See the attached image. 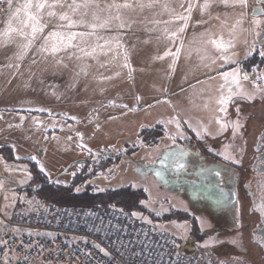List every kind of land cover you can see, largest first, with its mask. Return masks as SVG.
<instances>
[{
	"label": "rangeland",
	"instance_id": "obj_1",
	"mask_svg": "<svg viewBox=\"0 0 264 264\" xmlns=\"http://www.w3.org/2000/svg\"><path fill=\"white\" fill-rule=\"evenodd\" d=\"M200 1L88 0L87 8L72 14L69 5L74 0H59L63 6L51 9L57 14L68 12L89 23L113 18L80 45L88 50L104 45L92 55L75 47L55 54L40 50L49 32L66 30L57 27L66 22L47 15L48 8L42 10L44 31L26 50L30 29L14 20L13 26L25 34L0 36V148H9L17 161L36 164L44 181L69 167L55 181L57 187H68L83 176L88 179L77 191H140L143 215H135L176 236L186 251L244 261L250 247L235 190L240 174L236 168L258 131L257 123L250 119L244 127V119H235L236 139L223 137L221 143L217 139L229 126L215 120H224L225 107L218 101L230 89L231 99L251 102L261 97L258 69L243 77L232 71L236 83H226L221 74L243 54L249 60L261 56L264 45L255 44L254 34L264 26V18L254 23L248 0H213L209 14L194 22L193 9ZM23 3L13 0L10 8L7 0H0V33ZM75 3L83 5L85 0ZM115 4L130 6L110 7ZM93 13L99 20L93 21ZM117 15L123 27L114 19ZM213 40L229 46L217 48ZM224 56L229 57L227 63ZM101 161H109L108 168L96 171ZM87 162L96 166L83 170ZM37 185L26 165L0 157L3 214L36 204L39 200L31 191Z\"/></svg>",
	"mask_w": 264,
	"mask_h": 264
},
{
	"label": "built area",
	"instance_id": "obj_2",
	"mask_svg": "<svg viewBox=\"0 0 264 264\" xmlns=\"http://www.w3.org/2000/svg\"><path fill=\"white\" fill-rule=\"evenodd\" d=\"M0 264H245L186 251L156 225L117 208L37 202L0 211Z\"/></svg>",
	"mask_w": 264,
	"mask_h": 264
},
{
	"label": "flooded vegetation",
	"instance_id": "obj_3",
	"mask_svg": "<svg viewBox=\"0 0 264 264\" xmlns=\"http://www.w3.org/2000/svg\"><path fill=\"white\" fill-rule=\"evenodd\" d=\"M251 7L253 11L259 10L257 14H264V3L259 2V0H253ZM263 18L264 15L255 19ZM262 32H264V26H261L254 34L255 44L257 45H264V38L261 42H258ZM261 53H264V48ZM245 67L248 72L253 67L259 70L262 86H259L257 79L256 88L257 90L259 88L258 91L261 97L251 102L244 99L232 98L224 106V120L218 118L215 120V123L222 124L224 122V124L226 123L229 126L224 131V136L217 139L221 143H224L226 140L223 137L231 136L233 139H236V136L232 134L233 121L235 119L239 122H242L244 119V125L250 119L257 123L258 131L255 133L245 154L242 155L240 165L236 168V170H240V174H238V182L235 190L238 195L240 212L247 222V238L250 248H247L246 252H244L246 257L244 262L246 264H264V216H262V213H264V55H261L258 59H250L246 62ZM239 105L244 107L241 108ZM224 128L226 127L224 126ZM209 142L212 143V140L210 139ZM191 143L198 145L200 148L198 142L191 140ZM200 151L201 154L203 153L205 155L204 150Z\"/></svg>",
	"mask_w": 264,
	"mask_h": 264
},
{
	"label": "snow or ice",
	"instance_id": "obj_4",
	"mask_svg": "<svg viewBox=\"0 0 264 264\" xmlns=\"http://www.w3.org/2000/svg\"><path fill=\"white\" fill-rule=\"evenodd\" d=\"M9 7L11 8L13 0H7ZM241 4H245L246 0H239ZM259 2L264 3V0H259ZM59 0H53V2H49V0H24V3L17 7L15 12H12V14L9 16V19L7 21V26L3 30L2 33H0V36L8 37L12 32L20 31L21 35H24L25 33L22 31V28H29L30 32L28 35L31 37V39L28 40V42L23 46L26 50L28 47L31 46L33 41L37 38V34L42 33L45 28V24L41 23L42 19V10L45 8L50 9V11L47 12V15L49 17H58L60 21L66 22L61 25H57L58 28L66 29L65 31H52L49 32L47 36L44 37V42L41 45V51H51L53 54H55L57 51H60L62 48H68V47H75L78 49V51L82 52L84 55H92L95 53L97 48H102L104 45L95 44L91 47V50H88L87 47H81L80 45L86 42V38L94 36L95 30L97 28H105L110 25V20L113 19L112 17L108 19H104L100 21L99 23H89L85 19L81 18L79 20L73 19L72 15H70L68 12H63L60 14H57L55 11H52L51 9H54L58 6ZM59 6H63L62 4H59ZM130 5L124 4H115L111 5L110 7L120 8V7H129ZM143 6V5H142ZM151 7V5H148ZM80 7H88V0H85V3L83 5L74 3L73 5H69V8L72 10V14H75L77 9ZM259 10H254V15ZM21 13L23 14V17H21ZM179 19H187L186 17H178ZM116 20H120L119 27L124 26L123 20L120 19L119 15L114 17ZM19 22L20 25H22L21 29L15 28L13 26V21ZM99 20V17L96 16L95 13H93V21ZM254 23L259 25L260 21L258 19H254ZM76 27H83L86 29H89V31H71L70 29L76 28ZM179 31H183V28H180ZM171 35L175 36L176 33H172ZM97 40L102 39L101 37H96ZM74 41H78L77 43H73ZM213 44L217 46V48L226 49L228 47V44L223 42L222 40H213L211 41ZM108 41H105V44H107ZM50 45V47H49ZM171 54V53H168ZM176 55H179V49H177ZM261 55H264V53H261ZM223 59L227 63L229 61V57L224 56ZM127 66V65H125ZM222 78L226 83L231 81L232 83H236V73L235 72H224L221 74ZM245 79H247V76H245ZM224 85H221V88H223ZM231 89L229 90V95L227 97L221 96L218 103L222 106H226L229 100L232 96ZM221 110L223 111L224 108L222 107ZM219 122V121H218ZM178 166L183 167L182 164H179ZM135 215V213H134ZM262 216H264V213H262Z\"/></svg>",
	"mask_w": 264,
	"mask_h": 264
},
{
	"label": "trees",
	"instance_id": "obj_5",
	"mask_svg": "<svg viewBox=\"0 0 264 264\" xmlns=\"http://www.w3.org/2000/svg\"><path fill=\"white\" fill-rule=\"evenodd\" d=\"M0 157L7 163H20L28 167L32 179L38 183L37 189L32 190V194L39 200L55 206H78L85 208H117L125 213L130 214L135 219L141 220L142 211V192L134 191L130 187L99 191L92 188H85L82 191H77V187L83 185L88 178L77 176L68 187H57L55 184L48 186L49 181L42 180L38 166L31 161H17L13 157V153L9 148H0ZM109 161H101L99 169L96 171L106 170ZM96 166L94 163H85L83 170H88L86 167ZM98 169V170H97Z\"/></svg>",
	"mask_w": 264,
	"mask_h": 264
},
{
	"label": "crops",
	"instance_id": "obj_6",
	"mask_svg": "<svg viewBox=\"0 0 264 264\" xmlns=\"http://www.w3.org/2000/svg\"><path fill=\"white\" fill-rule=\"evenodd\" d=\"M213 4V0H201L200 1V6L199 8H195L193 9V21L195 22V20H199L201 18H205L208 14H209V11H210V8H211V5ZM234 8V7H233ZM238 9V8H237ZM240 11H242V9H238ZM175 11L177 12V10L175 9ZM177 24V23H176ZM229 46V45H228ZM246 50H248V48H245ZM245 53V52H244ZM249 59H248V56L247 54H243L242 57L236 61V63H232V64H229V66H227L224 71H228V72H232L234 70H238V72L240 73V76L243 77V73L244 74H247L248 71L246 70V67H245V64L246 62H248ZM247 81L253 85L252 81H250L248 78H247ZM256 89V88H255ZM202 133H205V130L202 129ZM207 134V133H206ZM207 136V135H206ZM208 137V136H207Z\"/></svg>",
	"mask_w": 264,
	"mask_h": 264
},
{
	"label": "water",
	"instance_id": "obj_7",
	"mask_svg": "<svg viewBox=\"0 0 264 264\" xmlns=\"http://www.w3.org/2000/svg\"><path fill=\"white\" fill-rule=\"evenodd\" d=\"M248 4H249V10L251 11V13H250V17L251 18L255 19V18H259V17L264 15V14H257V13L254 15L253 8L251 7V5L253 4V0H248ZM263 38H264V32H262V35L259 37L258 42H261ZM68 169H69V167H67L65 169V171H63L62 174L56 176L53 180L49 181L48 186H52L57 179H59L60 177L64 176Z\"/></svg>",
	"mask_w": 264,
	"mask_h": 264
}]
</instances>
